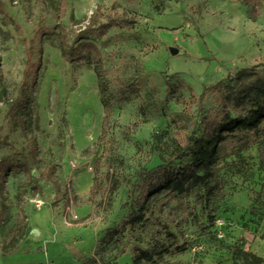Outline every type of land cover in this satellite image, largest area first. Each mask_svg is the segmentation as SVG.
Listing matches in <instances>:
<instances>
[{"label": "rangeland", "instance_id": "obj_1", "mask_svg": "<svg viewBox=\"0 0 264 264\" xmlns=\"http://www.w3.org/2000/svg\"><path fill=\"white\" fill-rule=\"evenodd\" d=\"M260 1L254 15L239 0H67L71 40L100 47L115 90L140 86L115 104L98 144L97 76L92 61L62 55L59 0H0V160L20 165L0 185V264H133L102 241L106 230L136 207L139 173L170 159L175 119L200 132L202 116L217 113L212 93L199 99L205 86L256 63L264 73ZM109 16L133 22L88 32ZM219 152L214 195L153 199L155 219L138 238L162 251L159 264H264V122L257 138L231 136ZM98 157L102 190L90 200ZM56 184L70 200L54 204ZM22 202L26 225L7 246Z\"/></svg>", "mask_w": 264, "mask_h": 264}, {"label": "trees", "instance_id": "obj_2", "mask_svg": "<svg viewBox=\"0 0 264 264\" xmlns=\"http://www.w3.org/2000/svg\"><path fill=\"white\" fill-rule=\"evenodd\" d=\"M244 4H253L252 13H259L257 6L260 0H239ZM67 0H59V18L57 23L58 36L62 55L69 62L87 59L93 62L94 71L98 80L100 101L104 108L102 132L97 143L109 134L114 106L118 101L127 98L128 94L139 89L134 81L124 83L121 89L115 90L112 86L110 69L100 47L92 41L73 42L68 27L62 22L67 11ZM125 22H133L127 18L109 16L103 22H97L87 28L88 32L98 33L112 26H122ZM262 63L236 68L233 74L225 79L207 85L199 97L203 102L209 93L213 94L217 113H208L202 116V130L200 132L187 130L178 120V133L172 139L170 159L163 160L155 168L143 170L139 173L138 194L134 198L136 207L128 212L123 219L109 227L102 239L105 243L113 242L120 247V253L130 251L133 264H159L162 251L156 246H145L140 243L138 233L144 232L152 219H155L153 199L166 191L175 196L210 197L219 188L213 166L220 158L219 147L231 136L238 139L259 136V128L264 122V73L260 67ZM165 80L168 89L179 92L181 85L172 82V75L166 74ZM121 96V97H120ZM17 106V105H16ZM12 107L13 109L16 107ZM35 140V137L33 136ZM11 157L0 160V185L4 188L8 172L18 168L17 163H10ZM101 159H96L95 174L89 199H94L102 190ZM60 194L54 202L70 200L69 186L56 184ZM27 213L25 203L19 207L16 226L12 230L7 246L17 241L26 225ZM1 219V216H0ZM138 240V241H137ZM177 250L183 246L176 245ZM93 261L94 257L91 258Z\"/></svg>", "mask_w": 264, "mask_h": 264}, {"label": "crops", "instance_id": "obj_3", "mask_svg": "<svg viewBox=\"0 0 264 264\" xmlns=\"http://www.w3.org/2000/svg\"><path fill=\"white\" fill-rule=\"evenodd\" d=\"M239 51H231L232 54H238ZM230 53V54H231Z\"/></svg>", "mask_w": 264, "mask_h": 264}, {"label": "bare ground", "instance_id": "obj_4", "mask_svg": "<svg viewBox=\"0 0 264 264\" xmlns=\"http://www.w3.org/2000/svg\"><path fill=\"white\" fill-rule=\"evenodd\" d=\"M81 183H82V182L80 181V187H81ZM82 186H83V184H82Z\"/></svg>", "mask_w": 264, "mask_h": 264}]
</instances>
